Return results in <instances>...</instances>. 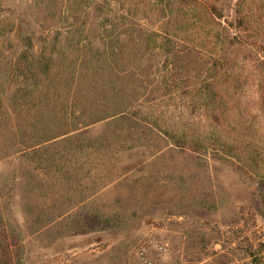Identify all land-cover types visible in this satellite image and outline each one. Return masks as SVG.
<instances>
[{
	"label": "rangeland",
	"instance_id": "rangeland-1",
	"mask_svg": "<svg viewBox=\"0 0 264 264\" xmlns=\"http://www.w3.org/2000/svg\"><path fill=\"white\" fill-rule=\"evenodd\" d=\"M166 1L0 0V201L21 264H264V88L242 67L234 101H213L205 68L174 72ZM197 34L179 48L201 50ZM29 37L49 79L16 74ZM248 39L264 59V21ZM83 118L98 121L48 149L19 142L31 120L56 135Z\"/></svg>",
	"mask_w": 264,
	"mask_h": 264
},
{
	"label": "trees",
	"instance_id": "trees-1",
	"mask_svg": "<svg viewBox=\"0 0 264 264\" xmlns=\"http://www.w3.org/2000/svg\"><path fill=\"white\" fill-rule=\"evenodd\" d=\"M228 8L229 4L226 0H167L165 6H162V20L164 23L168 22L172 26L174 25L172 29H168L164 25L165 31L162 34L164 44L168 46L167 59L173 71H181L186 74L187 78L194 80L196 79L194 77L197 74L199 76L205 68L208 75L199 82L196 80L194 84L199 86V83H201L199 88L211 100L220 102H225V100L234 101L232 98L235 96V89L241 85L240 81L243 79L242 67L253 70L257 83L261 88H264V59L248 39L256 22L261 23L264 21V0H235L234 15L231 18L226 14ZM182 30L191 37L197 32L201 33L202 38H205L203 39L205 45L202 46L205 51L201 52L202 47H200L201 50L197 51L198 47L194 43L190 47L180 49L177 40L180 38L179 35ZM197 35L200 39L201 35ZM29 38L28 47L20 53L14 64L16 74L23 82L32 77H39L41 80L49 79L52 76L50 71L52 68L51 60L47 56L43 57L44 59L36 56L30 49L32 38ZM43 66H48L49 72ZM193 72L196 75H193ZM232 80L234 81L232 82ZM18 91L15 98L19 97L20 99V95L25 96V94L24 96L22 94L18 95ZM94 104L91 103L90 105L93 106ZM133 104L130 101L123 107L124 109L121 107L122 104L119 105V108L122 109L117 113L120 114L121 119L133 118L132 114L130 115L125 111ZM97 121L79 119L71 129L60 134L50 135L43 133V128L41 129L38 119L31 120V123H27L24 130L21 129L19 142L25 144L27 151L48 149L50 146L60 143V136H63L61 137L63 139L80 137L83 132L88 131L90 125H95ZM143 121V119L140 121V125ZM143 125L145 124L143 123ZM148 129L149 127L145 125V130ZM168 132L172 134V132ZM173 139L188 154L192 153L190 150H202L207 147L203 139L195 135L177 133ZM260 189L264 200V177L260 179ZM98 218V216L94 217L93 226L97 227ZM104 221L109 222L110 219L107 218ZM20 237L19 232L9 226L0 201V264L22 263Z\"/></svg>",
	"mask_w": 264,
	"mask_h": 264
}]
</instances>
